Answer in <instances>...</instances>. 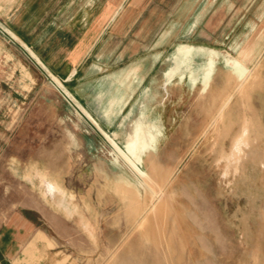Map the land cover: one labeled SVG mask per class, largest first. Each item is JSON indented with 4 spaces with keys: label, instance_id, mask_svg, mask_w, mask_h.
<instances>
[{
    "label": "rangeland",
    "instance_id": "rangeland-1",
    "mask_svg": "<svg viewBox=\"0 0 264 264\" xmlns=\"http://www.w3.org/2000/svg\"><path fill=\"white\" fill-rule=\"evenodd\" d=\"M6 8L0 7L4 33ZM134 9L124 66L95 74L92 66H81L71 80L51 72L62 86L31 55L43 75L15 46L10 49L0 33V214L15 206L20 192H28L30 206L36 202L41 188L34 171L42 170L65 192L64 198L44 199L43 216L33 220L50 241L44 240L51 249L44 264H264V0H143ZM61 15L47 10L34 18L36 32L19 31L32 34L40 48L45 40L38 37L52 35L41 25L65 24L67 7ZM185 32L189 37L180 38ZM259 36L258 78L238 94L225 65H240V50ZM185 46L192 48L193 64H213L204 95L175 77L174 61ZM155 54L156 70L148 66ZM141 63L140 86L112 85ZM252 64L245 63L249 69ZM165 72L175 77L167 92L161 86ZM225 90L232 100L212 127ZM122 96L115 112L106 114L110 99ZM142 114L162 132L156 153L142 165L159 187L157 213H149L151 192L139 188V177L112 144L123 148ZM245 119L249 147L235 165L225 162ZM124 189L139 192L136 203L129 204ZM62 206L77 213L67 216ZM131 209L147 210L149 236L136 228L139 215L132 219Z\"/></svg>",
    "mask_w": 264,
    "mask_h": 264
},
{
    "label": "crops",
    "instance_id": "crops-1",
    "mask_svg": "<svg viewBox=\"0 0 264 264\" xmlns=\"http://www.w3.org/2000/svg\"><path fill=\"white\" fill-rule=\"evenodd\" d=\"M142 1L0 0V7L3 5L8 6V9L6 8L1 15L2 21L6 26L5 33H0L10 40V49L15 46L30 61L31 65L35 66L40 74L43 75L35 61L58 78L65 76L71 80L80 72L81 66H92L90 71L94 74L106 68V66H124L127 48L125 45L131 42L133 36L130 37L129 33L132 30L133 23L136 21L133 18L131 19V14H133L134 8L140 5ZM66 7L68 8V21L65 24L61 25L58 23V25H54L51 22H47L41 25L44 31H48L47 33L52 32V35H47L48 37L46 36V38L42 35L38 37V39L42 38L45 40L44 44L39 46L40 48H37L36 44L30 41V39H33L31 38L32 34L26 35L19 31V28H24L25 31L30 29L32 33L36 32L37 24L33 26L36 22L34 20L36 16L50 10L52 16L59 15L63 18L61 13ZM54 8L58 10L54 11ZM200 21L201 17L199 16L195 22L197 24ZM12 24H16L17 27ZM127 34L129 39L126 38ZM188 37L189 32L182 33L180 36V38ZM261 38V36L257 39L252 38L245 43L237 56L240 61V65L237 66L247 68L246 62H253L252 66H254L262 59L260 52L256 51V48L260 46L259 41ZM42 47L44 48L42 49ZM109 47L113 48L111 53L109 52ZM159 54L152 56V62L148 65L150 68L155 69L158 67ZM28 55H31L35 61L31 60ZM189 55L193 59L190 46L178 49V57L174 62L179 66L175 77H178L180 83L183 82L182 72L188 68L186 62H189L187 60ZM167 61L168 58L166 57L164 63L166 64ZM229 64L234 63L227 62L225 66L228 67ZM142 69V63L134 66L132 72L129 71L125 78L120 80L116 77L113 79L112 85L122 86L126 82V85L140 86L141 82L144 81V78H140ZM53 74L50 75L52 80L62 86ZM165 76L171 78V83L169 84L171 86L175 77L169 72H165L163 78ZM127 78H130L128 82L124 80ZM152 82L153 79L149 80V83ZM122 98L123 96L110 99L106 114L114 113L115 107L121 102ZM84 112L88 114L86 111ZM139 150L140 146L135 143L134 151L139 152ZM34 175L38 178L41 188V196L36 193L34 197L36 202H33L30 206L28 201H26L28 192H20V195L16 197L15 206L6 213L0 214V264H44L45 255L51 251V249L46 247L45 242L49 243V239L36 227L33 220L37 221L39 216H43L44 199L55 200L58 196L64 198L65 192L59 183L51 181L47 172L36 170ZM146 176L149 183H155L147 171ZM26 179L28 181L31 180L29 175L26 176ZM126 185L129 184L126 183ZM122 194L129 201V204L136 203L132 191L124 189ZM58 205L60 206L61 203H58ZM62 207L64 208V206ZM64 209L67 216L77 213L76 209ZM132 211L133 209L130 211L131 218ZM88 234L91 235L90 229Z\"/></svg>",
    "mask_w": 264,
    "mask_h": 264
},
{
    "label": "bare ground",
    "instance_id": "bare-ground-1",
    "mask_svg": "<svg viewBox=\"0 0 264 264\" xmlns=\"http://www.w3.org/2000/svg\"><path fill=\"white\" fill-rule=\"evenodd\" d=\"M187 60L189 61L190 64H189L188 68L182 72V78H183L182 81H184L185 79L189 80L193 88H195L198 85L199 86V93L201 95L208 93L211 82H212L213 72H214L213 64L212 63L208 64L205 62L202 66L195 65V63L193 64V62L191 61L192 57L190 55L187 56ZM260 64H261V59L254 66H252L251 69L245 68V67H240V66H237L234 64L228 65L227 69L229 71V74L231 75L230 78L235 81L234 85L236 84V92H238V94H244L247 89H250L253 86V82L258 78L257 70H258ZM228 75H227V77H228ZM225 80H227V79H225ZM228 80H230V79L228 78ZM170 83H171V78H169L168 76H165L163 78V83L161 85L162 89L165 92H167V88H168ZM231 84L233 86V83H231ZM234 90H235V88H234ZM217 91H219V90H217ZM222 91H223V89H222ZM219 92L217 94H219ZM226 92L228 93V91H226ZM221 93H220V95L222 96ZM217 99H218V97H217ZM222 99H223V97H222ZM231 100H232V94L228 93V96L224 100H222L223 101L222 105L220 106V109L218 110L217 114L215 116H213V115L211 116V118L213 117V119L210 122V126H212V125L216 126L217 123L222 119L223 112L227 108V106L229 105ZM215 103H213V104H215ZM215 108H218V107H215ZM205 109H207V108H205ZM213 109H214V107H213ZM208 110L210 113L209 108L207 109V112H208ZM211 118L209 120H211ZM248 121L249 120H247V119H245L243 121V123L241 124L242 127H240L241 130H240L239 135L236 137L234 136L235 138L233 139L232 144L230 145L231 146L230 153L226 157L227 160L225 159L226 160L225 162L228 161L229 163H233V164L235 163L236 164V162H238V160L241 159L242 155H244L245 149L249 147V130H248L249 122ZM161 136H162V132H161V129L159 128V126L154 122H152V123L146 122L144 120V115L142 114V116L139 118V120H137L133 124L132 131L128 135L126 142H124L123 148H119L115 143L112 142L114 149L117 150L123 156L126 163L131 167V169L139 177V179H140V181L138 183L139 188H144V189L147 188L151 192L152 198L154 200L151 201L150 207L148 208L149 213L150 212H156V211H158L157 209H160L162 207L156 208V206H155L156 201L158 199L155 191H157L159 189V187H158V185H155V183L154 184L149 183L147 176H146V171L142 169V165L144 162V158H147V157L154 155L156 153L158 140ZM135 143L140 146L139 152L134 151ZM232 170H234V169H232ZM235 170H236V168H235ZM171 178H172V176H170L167 179V181H166L167 184L170 183ZM240 178H242V176ZM240 178H238V179H240ZM135 190H137V189H135ZM136 192L137 193H135V195H138L139 192L138 191H136ZM132 194L134 195V191ZM135 195H134V197H135ZM135 199H137V197H135ZM136 215L137 216L139 215V220L136 223V228L138 230H140V232H142L143 236H149L150 233L148 232V229L146 228V227H148L147 226V223H148L147 222L148 221L147 210H143V211L142 210H140V211L133 210L132 211V219ZM129 216H130V214H129Z\"/></svg>",
    "mask_w": 264,
    "mask_h": 264
}]
</instances>
